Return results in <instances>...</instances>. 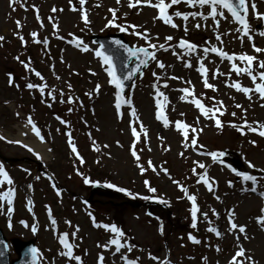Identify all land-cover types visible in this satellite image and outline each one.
I'll return each instance as SVG.
<instances>
[{"label":"rangeland","instance_id":"1","mask_svg":"<svg viewBox=\"0 0 264 264\" xmlns=\"http://www.w3.org/2000/svg\"><path fill=\"white\" fill-rule=\"evenodd\" d=\"M16 1L13 6L11 0H0V37L4 38L0 40V43L6 40L12 32L28 34L42 32L49 40L55 33L62 34L66 38L70 34L79 37L83 42L79 47L77 46L79 51L69 47L64 48L63 45H61L63 55H59V50H56L58 54L53 64V72L48 70L49 62L45 60L46 56H43L41 49H38L37 55L38 60L42 63L41 71L49 92L56 95L63 93L71 98L76 97L78 100L85 99L88 103L80 104L81 108L86 106L81 113L79 107L72 114L63 112V108L57 107L58 102L55 104L54 111L39 104L37 110L29 113L35 121L42 117L46 124H49L48 139L52 151H50L48 161L42 162L41 171L35 165L34 167L28 165L33 162L32 159H35L33 154L14 139L8 138L14 137L17 130L22 129L21 127L25 125L23 123L25 115L21 114L16 106L20 97L16 92L19 88V85H15L17 79L13 77V82L8 78L10 74L6 76V69L11 64L6 60V53L0 51V136L5 138L0 140V155L12 159H28V163L25 164L4 165L0 162L13 181L11 186L13 189H9L16 193V205L11 206L14 209L11 216L6 214L10 207L7 201L0 200V209L4 210L3 213H0V229L6 239L10 241L12 238L21 240L35 238L39 264H71L60 254L62 252L59 247L60 237H53L49 231L52 225L50 226L47 222L51 223V221L44 213L46 204H48L63 217L65 233L68 232L70 236L75 237L78 234L77 229L82 227L83 236L88 235L86 242L88 247L91 245L89 251L92 252L87 255H85L86 253H77L81 259L84 257L83 264H95L94 253L103 256L104 259L109 257V250H100L99 246H95V249L92 247L93 242L99 239V234L94 230L96 228L94 223H89V214H87L86 220L82 217L84 216L83 208L76 209L72 206L73 204L80 205L78 201L72 202L71 197L64 192V190L69 191L75 196L79 194L86 198L88 189L93 184L85 182V179L88 180L87 175H84L85 168L82 170L83 174H79L77 171L76 162H73L76 158L69 154L68 146L64 142L65 127L53 119V115L62 116L64 113L70 115V121L66 117L64 119L67 125H70L71 122V127L74 128L72 131L74 144L78 146L79 152L81 151L85 164L91 163L92 167H96L93 169L110 176V180H106V182L125 189L129 193L128 195L141 200L147 198L149 193L146 195L142 191V177L139 176V173L147 171L145 168H148L149 162L155 168V171H149L150 181L155 182L157 186L153 196L168 206L171 213L168 220L165 217L159 218V216L149 217L145 213V208L133 210L117 205L119 201L115 198L119 199L126 194L118 193L119 196H114L115 198L95 196L93 197L95 204H91V207L98 211L99 216L96 219L98 222L109 226L118 224L119 229L125 234L123 238L131 243L132 250L130 252L138 258L140 263L157 264V261L149 258L151 255L158 258L159 264H164V261H168L169 264H231L236 253L242 247L245 249V257H236L237 260H242L243 264H264V226L262 229L260 228L258 202L259 196L264 195V137L247 128H243L245 134H241V131L231 126H243L245 122L253 127H256L257 123L264 125V107H262L264 99H261L255 91L250 93L252 98L248 99L244 93L229 87L228 85L237 82L242 87L255 88V85L251 78L243 72L237 75L231 71L232 66L220 57L207 55V59L204 60L205 66L209 69V83L214 86L215 90L205 87L204 77L196 70L199 67L197 57L204 56L199 47L205 46L221 48L229 55L254 56L256 57L253 64L255 74L258 76L260 71H264L259 69V62L264 61V52L257 53L254 50V46L264 49V35H261L264 33V19L258 18L257 15L264 17V0H248L247 20L251 29L248 36H245L243 31H236L241 26L233 23L226 11L225 15L228 16V19L221 20L219 29H215L214 21L211 18L204 21L199 17L192 19L190 16L189 20L185 22L174 15L176 11L185 14L202 11L208 14L210 9L207 6L204 9H200L199 6L189 8L186 4L180 3L170 8L169 14L172 15L173 22L178 25L174 29L156 19L158 13L152 9L153 7H147L146 3L138 5L136 8H129L130 0H121L119 4L116 0H86L84 5L80 4V0ZM151 2L155 4L157 0H151ZM166 2L170 3V0H166ZM253 3L255 9L251 8ZM74 7L76 11L72 10ZM54 8L57 11L53 12ZM109 9H115L117 12L115 23L127 28V31H121L127 41L132 46L151 49L156 57L144 75L138 77L131 85L133 91L129 89L127 93L131 97L129 106L123 110V117L120 120L115 117L113 112L111 82L106 79L103 64L98 61L94 62L92 59V51L95 50V47L90 41V36L93 33L105 34L115 32V30L120 31L119 27L108 26L112 21V12ZM85 13L90 21L87 25L83 22ZM261 20L263 25L260 32L256 27L259 26ZM17 22H19V26ZM185 23L188 27L187 33L184 31ZM197 23L201 25L199 29L195 27ZM129 25H135L137 33H148L147 40L133 34V29L128 27ZM218 34L221 36L222 42L216 39ZM168 36L173 37L171 42L166 40ZM181 39L197 45L198 50L191 56L187 55L185 49L178 47ZM149 41L157 47H151ZM16 42L17 39L12 40V43ZM54 44L56 43L52 45ZM159 45H164V48H160ZM85 46L89 48L88 52L81 51V48ZM189 60L193 65L192 68L185 66ZM158 62H162L165 67L159 68ZM235 63L240 68L247 66L246 62L239 60ZM217 69L223 75L215 76ZM173 76L178 79H171ZM66 83L70 88L69 91L65 90L68 89L65 87ZM74 83L77 85H73ZM256 83L261 82L257 79ZM164 84H167L168 87H163ZM97 85L100 86L98 93L95 91ZM182 89L194 91V96H184ZM158 92L163 95L158 96ZM194 98H198L209 109V116L215 113L213 119L205 118L200 109L191 102ZM157 100L162 108H157ZM217 102H222L223 108ZM6 103L8 106L4 105ZM133 109L135 118L132 115ZM156 111L162 113L163 119L155 117ZM221 111L224 112V115H220ZM232 113H235V116ZM164 119L169 122L168 127H165ZM216 119L221 121L222 128L216 127ZM176 122L187 125L186 132L183 129L177 130ZM132 127L141 134V142L138 144L130 139L129 129ZM44 138L47 140L45 136ZM193 139L196 140L195 145L191 143ZM8 141H12V143ZM90 145H93L96 151H91ZM133 146L140 157L139 161L129 153L130 149L133 150ZM195 149L224 153V156L220 158V166L217 167L207 159L195 157L193 153ZM228 163L233 164L234 168L241 173L256 177L254 193H250L251 181H245L247 184L244 186L236 178H229L231 176L226 172L227 168L224 171V167ZM199 164L206 166L203 168L205 169L204 174L217 181L214 188H216V192L220 190L219 194L225 197L221 206L220 203L211 201L207 207L202 206V210L207 209L206 211H208L209 208H212L221 211L223 208L233 207L234 212L230 217L239 227L246 229L244 233H236L238 228H228L226 231L225 226L220 222L222 220L220 216L217 218V229L222 234L220 241L213 239L207 233L199 232L197 234L196 228L192 227V209L186 197L181 196L180 185L176 191L172 182L180 177L183 179V186L188 187L193 195L202 196L201 186H194L193 179L195 176L200 177L203 170L195 174L191 173L193 170L201 169ZM249 164L254 167H249ZM161 170H167V174H160ZM188 172L190 176L187 174ZM42 173L50 175L64 189V193L61 194L62 204H56L59 203V199H54L49 179ZM34 176H37L38 179L31 185L33 190L29 196L34 214L28 216L24 212L22 204L23 200L25 202L27 199L24 198L29 195L30 183ZM2 179L3 177H0V180ZM232 180H236L237 184ZM224 181L234 185H225ZM9 186L7 181L0 185V195L7 193L9 189L7 191L5 189ZM241 186L247 187L249 190L245 191ZM44 187L48 194L47 197ZM53 199L56 203L52 201ZM198 201L207 205V202L202 201L201 197H198ZM64 205L65 208H63ZM60 216L55 213L59 222L61 221ZM206 218H209L208 212ZM80 221H84V223L82 224ZM197 221L202 222L199 218L196 223ZM9 222L12 224L11 228ZM25 224L28 227H25ZM56 225L60 226L59 223ZM31 226L37 227L36 234L31 233ZM161 228L163 232H161ZM187 228L189 233L195 234L201 241V243L191 245L186 249L192 256L196 255L197 258L193 263L185 259L187 255H184V250L181 247L180 239L185 236L186 232L184 231ZM61 229L62 227L58 228L59 234ZM78 236L80 237V233ZM218 248L220 252L216 254L215 250ZM9 250L11 257L14 258L15 255L10 244ZM200 257L204 260L203 262H198ZM248 257L251 259H247ZM122 259L123 257L113 258L112 262L113 264H123Z\"/></svg>","mask_w":264,"mask_h":264},{"label":"snow or ice","instance_id":"2","mask_svg":"<svg viewBox=\"0 0 264 264\" xmlns=\"http://www.w3.org/2000/svg\"><path fill=\"white\" fill-rule=\"evenodd\" d=\"M15 2H16V0H11V3L13 5L15 4ZM116 2L119 4L121 2V0H116ZM85 3H86V0H80V4L81 5H84ZM145 3H146L147 7H153V8H156L158 10L159 15L156 17V19H159V20L163 21V23H165L167 25H170L174 29L177 28L178 25L175 22H173V17H172V15L169 14V9L172 8L175 5H178L180 3H184L189 8H196L197 6H199L200 9H204L207 6L210 9V12L208 14H205L202 11L199 12V13L191 12V13H187V14L181 13L179 11H176L174 15L176 17L181 18L185 22H187L189 20L190 16H191L192 19H196L197 17H199L200 19H203L204 21H207L209 18H211L214 21L215 29H219L220 26H221V20H227L228 19V16L225 15V11H226L228 14H230V16L232 18V21L234 23H236V24L241 26L240 28L236 29L237 32L243 31L244 35L248 36V33L251 30L249 22L247 20V14H248V10H249L248 0H170V3L166 2V0H157V2L155 4H153L151 2V0H134V2H133V0H130V2L128 4V7L129 8H136L138 5L145 4ZM97 6L99 7V5H97ZM251 8L255 9V4L254 3L251 4ZM72 10L76 11V8L74 7ZM55 11H57V9L54 8L53 12H55ZM109 11L112 12V21L109 22L108 26L109 27H119L120 31H122V32L127 31V28L121 27L120 25H117L115 23V20L117 18L116 10L115 9H109ZM257 15H258V18L264 19V17H260L259 14H257ZM37 19H39V16H37ZM84 23L86 25L90 23V21L87 18V14L86 13L84 15ZM17 24L19 26V22H17ZM41 26H43V25H41ZM55 27H58V25H55ZM128 27L133 29V34L139 35L141 37V39H146L147 40V37L149 35L148 33H137V32H135V28H136L135 25H129ZM195 27L197 29H199L201 27V25L199 23H197L195 25ZM184 31H185V33L188 32V27H187L186 23H185ZM226 34H228V33H226ZM32 35H33V38L35 39L38 34L37 33H33ZM261 35H264V33H261ZM20 38H21V40H23V37H20ZM3 39H4L3 37H0V40H3ZM216 39L220 40L222 42L221 36L219 34L216 36ZM166 40L171 42L173 40V37L168 36V37H166ZM35 42L36 43H40L41 41L38 40V39H35ZM82 43H83L82 41H78L77 46L79 47V45L82 44ZM115 44L117 45V47H124L119 41H116ZM149 44L153 48L157 47V45H152L150 41H149ZM159 47L160 48H164V45H159ZM178 47L181 48V49H185L186 50V54L189 55V56H191L193 53H195L198 50V46L197 45H195V44H193V43H191L189 41L183 40V39H181L179 41ZM164 50H167V49H164ZM254 50L257 53L264 52V49H261V48L255 47V46H254ZM81 51L88 52L89 48L85 46V47L81 48ZM126 51L128 52L129 57H137V58H139L140 54H143V56H145V57H147L149 59L156 60L155 54L154 53H149L147 51V49H144V48H140V49H136V50H133L131 48H127ZM202 51L204 53V56L202 58L201 57H197L198 62H199V67L196 70L201 74L202 77H204L203 82H204V85H205L206 88L215 90L214 86L209 83V80H208L209 69L204 64V60L207 59V55L211 51L215 55L219 56L222 60L232 61L233 63H232L231 71L235 72L237 75H240L243 72L244 74L248 75L251 78L253 84L255 85V88H248V87H242L241 84L237 82V83H234L232 85H228L229 87H234L237 92L244 93L245 95L248 96V99L252 98L250 93H252L253 91L257 92L261 99H264V71H260L259 72V76H257L255 74V71L253 69V64L256 61V57L250 56V55H246V54H243V55H240V56L229 55L228 53L224 52L221 48H216V47H212V48L205 47V48H203ZM96 56L102 58L103 63L105 65H107V69L106 70L112 69V70H108V75L112 78L111 82L115 85V87L117 89L120 90V92H123V84L117 78V76L115 74V71H114V68H113V63H112V57L107 55V54H105V52L103 50L97 51L96 52ZM237 60H239L241 62H246L247 66L244 67V68H240L235 63V61H237ZM142 63H144L146 65L147 61L146 60L142 61ZM185 66L188 67V68H192L193 67V65H192L190 60L188 62H186ZM158 67L163 69L165 67V65L162 62H158ZM25 68H28L27 64L25 65ZM259 69L264 70V61H260L259 62ZM137 71H139V66L137 67ZM35 74H36V76H38L41 79H43V77L41 76V74L39 72H36ZM93 75H95V73H93ZM214 75L215 76H220V75H223V73H221L219 71V69H217ZM57 78L59 79V77H57ZM128 78L131 79V74L129 75ZM171 79H178V77L173 76V77H171ZM257 79H259L261 81V83L257 84L256 83ZM188 83H190V81H188ZM27 87L29 89H33L34 87H38V86L33 85V84L30 83V84L27 85ZM163 87L167 88L168 85L164 84ZM99 88H100V86L97 85V88L95 90L97 93L99 92ZM40 91L43 94L44 88L40 87ZM181 91H183L184 96H186V97L187 96H194V91H190L189 89H182ZM61 95H63V94H61ZM159 95H163V93H159L158 92V96ZM53 99H55V97H53ZM116 99H117V103H116L115 107H116L117 110H119L121 108V104L119 102L121 97H120L119 94H117ZM165 99H167V98L165 97ZM68 102L72 103L71 100H69ZM191 102L194 103L195 106L198 109H200L201 113L205 116V118H208V119H213L214 118L215 113H213L212 116H209V109H207L205 107V105L202 104L201 101L198 98H194ZM217 103L220 104L221 108H223V103L222 102H217ZM236 106L237 107H242L241 105H236ZM49 107H51V105H49ZM262 107H264V105H262ZM157 108H162V105L160 104L159 100H157ZM217 111H219V109H217ZM132 115L135 118V110L134 109H133ZM220 115H224V112L221 111ZM232 115L235 116V113H232ZM157 119H163L162 113H160V112L157 113ZM28 123L32 126L35 134L38 137H40L41 140H43V137L40 136L39 129L36 128V125L32 123L31 119H29ZM61 123H64V122L61 121ZM164 124H165V127L169 126V122L167 121V119H164ZM215 125H216L217 128H222V126H223L219 119L215 120ZM231 126L234 127V128H237L238 131H241V134H245L242 129L243 128H247L249 131L257 132L259 136L264 137V125H261L259 123H257L256 127L248 125L246 122H245V124L243 126H238V125H231ZM141 127H142V125H141ZM176 127H177V130L183 129V130H185V132H186V130L188 128L187 125L182 124L181 122H176ZM133 135L134 136L136 135L135 128L133 129ZM3 139H5V138L0 136V140H3ZM186 139H187V136H186ZM8 142L12 143V141H8ZM69 143H70V145H72V141L71 140H69ZM191 143L193 145H195L196 144V140L193 139L191 141ZM252 143L254 144V142H252ZM28 151L32 152L33 150L31 148H28ZM72 151L73 152H77V149H76L75 146H72ZM132 155L137 159V161H139L140 157L137 155L134 146H133ZM211 155H212L213 160L215 161V160H217L219 158H222L224 156V153H212ZM37 158L39 159L40 157L37 156ZM149 166L152 167L151 162H149ZM248 166L249 167H254L252 164H249ZM199 167L201 169H203L206 166L204 164H199ZM153 171H155L154 167H153ZM193 171L195 172V170H193ZM142 172H143V168H142ZM165 173L167 174V170H165ZM235 174L237 176H241L242 175L240 172H236ZM0 177H3V179L0 180V185H3L5 181H7L8 185H12L13 184L12 179L8 176L7 172L4 170L2 165H0ZM200 180L203 181V183L209 187V191L212 190L211 186L209 185L208 180L205 177H203V176L200 177ZM243 180L244 181H251L253 184L256 183V177L251 176V175H247V174H243ZM85 182L89 183L90 181L85 180ZM145 183L147 184L148 182L146 181ZM176 183H179V182H176ZM106 187H114V186L109 184V185H106ZM116 190L117 191H125V190L119 189V188H117ZM251 190L253 192H255L256 188L253 187ZM148 191L149 192H155V189L152 188V187H149ZM181 191L185 192V194L187 195V190L184 189L182 186H181ZM14 195H15L14 190H11V189L7 193H5L3 195H0V200H6L7 204L10 206V207H8L7 212H6V214L8 216H11L13 211H14V209L11 207V205L13 204ZM58 195H59V193H58ZM187 198L192 203V212H191L192 220H193L192 227L196 228V226H197L196 225L197 211H198V208H197V205H196V197L194 195H187ZM29 204H31V201H29ZM31 210L32 209L30 207L29 211H31ZM3 212H4V210L0 209V213H3ZM204 216L206 217L207 213H204ZM49 218L51 219V223L53 225L57 224V221L55 219H52L51 210L50 209H49ZM259 223L264 225V217L260 218ZM69 225H70V222H69ZM94 226L98 227V228L99 227H104L107 230H109L110 232H112L115 235V237H117V238H114V239H112L110 241V243L115 246V252H117V253L121 252L122 248H127V250L129 252L132 250V246L131 245H127V244L121 243V239L120 238L124 237L125 234H124V232L122 230L118 229L115 225H111V226H109V225H100V224H95V221H94ZM9 227L10 228L12 227L11 222H9ZM25 227H28V225L25 224ZM231 227L233 229H237L238 228L239 232H241V233H244L246 231V229L244 227H239L235 223H231ZM31 230L35 234L36 231H37V227L36 226H32ZM207 230L209 232L216 233L217 236L220 235L218 230L215 229V228L209 227ZM77 231H79V229H77ZM161 232H163L162 228H161ZM189 239L194 244L201 243L200 240L195 239L191 235L189 236ZM67 240H68V234L65 233L63 238H61L59 242L63 246V248L66 249V251H62L60 254L62 256H66L69 260L74 259L77 262V264H82L81 258L79 256H74V254H73V245L68 243ZM217 251H219V249H217ZM30 252L32 254L33 260H35V258L39 255L38 250L36 248L31 249ZM236 257H241V258L245 257V249H243L241 247L239 249V251L236 253ZM236 257L233 258V261L231 262V264H243V261L242 260H237ZM149 258L154 260V261H157V264H159V261H158L157 257H154V256L150 255ZM247 259L250 260L251 258L248 257ZM124 260H125V264H139V260L138 259L137 260H129V258L127 256L124 257ZM103 261H104V257L100 256L99 257L100 264H103ZM164 264H169V262L168 261H164Z\"/></svg>","mask_w":264,"mask_h":264},{"label":"bare ground","instance_id":"3","mask_svg":"<svg viewBox=\"0 0 264 264\" xmlns=\"http://www.w3.org/2000/svg\"><path fill=\"white\" fill-rule=\"evenodd\" d=\"M28 129H24V131H18L17 135L15 138L22 142L23 144L29 146L35 154H39L41 156V159H44V161H47L48 158V152H47V146L44 142H41L39 140H33L31 138L30 131ZM33 134V133H32ZM30 137L29 140L26 139V137Z\"/></svg>","mask_w":264,"mask_h":264},{"label":"water","instance_id":"4","mask_svg":"<svg viewBox=\"0 0 264 264\" xmlns=\"http://www.w3.org/2000/svg\"><path fill=\"white\" fill-rule=\"evenodd\" d=\"M15 246H16V250L19 254V256H21L20 260L18 262H16L15 264H32L31 262H29L28 258H27V251L29 249V244H23V243H19V242H15Z\"/></svg>","mask_w":264,"mask_h":264}]
</instances>
